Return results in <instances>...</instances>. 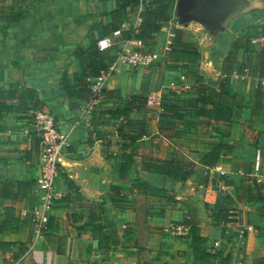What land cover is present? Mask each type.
I'll return each mask as SVG.
<instances>
[{
    "label": "crops",
    "instance_id": "0c3cea01",
    "mask_svg": "<svg viewBox=\"0 0 264 264\" xmlns=\"http://www.w3.org/2000/svg\"><path fill=\"white\" fill-rule=\"evenodd\" d=\"M150 1L0 0V105L11 107L0 110V192L7 194L0 193V264H220L226 256V264H264L263 207L243 192L251 187L254 196L264 194V76L257 73L264 39L252 41L251 53L239 50L232 66L226 59L253 25L245 20L261 8L250 7V0H186L178 13L179 0H170V18L151 44L160 54L157 70L117 64L104 87L108 94L81 117L89 99L75 77L88 80L114 61L118 44ZM174 19L178 25L168 33ZM239 21L238 34H230ZM193 23L228 27L223 55L218 50L213 61L203 55L204 39L190 32ZM117 30L115 44L99 49L98 41ZM175 41L194 44L199 53L170 50ZM179 66L214 86L229 75L240 97L222 102L231 109L230 124L197 114L194 90L180 97L167 90L165 80L178 78L171 69ZM64 74L74 85L72 97L62 87ZM259 82L262 107L252 115ZM135 95L144 96L141 110L125 118L105 114L125 108ZM29 100L37 101L35 111L54 117L69 141L53 185L57 199L46 210L37 189L39 142ZM162 102L177 104L178 116L163 120ZM126 120L143 123L145 134L133 141L118 136ZM218 143L226 148L217 162L201 164ZM226 195L232 204L222 202ZM217 204L226 207L225 215ZM193 213L207 241L204 256L193 252L187 227L177 233L168 228ZM38 219L43 228L36 236ZM95 225L101 226L98 234Z\"/></svg>",
    "mask_w": 264,
    "mask_h": 264
},
{
    "label": "trees",
    "instance_id": "16d2710c",
    "mask_svg": "<svg viewBox=\"0 0 264 264\" xmlns=\"http://www.w3.org/2000/svg\"><path fill=\"white\" fill-rule=\"evenodd\" d=\"M122 4H139V0H122ZM171 12V4L170 0H151L147 6L138 14L139 17V25L137 28V33L132 34L131 30L127 35H124V39H129L130 37H136L142 39L149 49L153 47L151 44L154 42L155 35L160 31L162 24L167 22L170 18ZM253 32L254 35L252 34ZM264 39V26L261 27L259 25H252L243 31L240 36L233 42L230 46L228 54H227V63L233 64L235 57L239 50H244L246 52L253 51V45L255 39ZM150 43V44H149ZM170 50L179 51L189 54L197 55L198 49L196 45L191 43H181L179 41H175V43L171 44ZM113 62V60H112ZM109 63L105 68L100 71L106 70L111 64ZM227 64V67H229ZM171 70L179 72L186 79L193 78L194 83L190 87V91L194 90L196 92V97L193 99V106L197 108V114L210 118L214 123L220 124H230L231 123V109L222 104H234L237 101H240V97L233 92L230 88L229 84V75H226L224 78L219 80L217 85H210L206 83L203 78L193 69L188 68L186 66H179L172 68ZM243 69H241L242 72ZM99 71V72H100ZM99 72L93 77L97 76ZM257 73L260 78L264 76V45L258 51V60H257ZM76 79L79 80L78 85L80 86L79 92L86 97V99H90L91 92L87 90L86 87H89V81L87 78L83 79L81 76H76ZM62 87L64 91L67 93L68 97H72L75 94V88L70 79H68L67 74H64L62 77ZM103 96L105 97L108 94L105 89L102 91ZM262 99L263 93L260 86V82L257 84V87L254 91V106L252 110V115L257 114V112L262 107ZM30 101V107L34 109V112L38 108V103ZM144 105V96L143 95H135L131 97L127 103L125 108L117 109L113 112L105 113L108 114L111 118L123 117L125 118L127 113L131 110H141ZM11 107L0 105V110L6 111ZM160 115L163 120H171L178 116L179 106L172 102H162L159 105ZM136 128V129H135ZM135 129V133L128 135V132H132L131 130ZM116 133L121 138H127L131 141L137 140L141 138L142 135L145 134V125L141 122L132 123L131 121L126 120L125 123L120 125ZM226 148L225 145L218 143L214 148L204 153L201 157V164L207 167L213 166L217 160L219 159L220 151ZM12 185H17V183H10ZM238 191V189H237ZM245 199L249 202H260L263 207V215H264V194L258 193L257 196H254L251 187H246L244 189ZM1 196H7L1 190ZM227 204H232V199L228 195H226L222 201ZM216 208L219 209L222 215L226 214V207L220 206V204L216 205ZM182 225L188 228L190 241L192 250L195 254L199 256H204L206 253V239L201 237L198 234L197 221L195 218V214H191L189 217H185ZM101 226L95 225L93 228V233H100ZM228 256L221 259L220 264L227 263Z\"/></svg>",
    "mask_w": 264,
    "mask_h": 264
},
{
    "label": "built area",
    "instance_id": "2783aa9c",
    "mask_svg": "<svg viewBox=\"0 0 264 264\" xmlns=\"http://www.w3.org/2000/svg\"><path fill=\"white\" fill-rule=\"evenodd\" d=\"M139 1L142 3L143 0ZM138 25L139 18L136 19L135 25L131 29L132 34L137 33ZM120 36V30L114 31L110 37L98 41L97 45L99 49L104 50L114 45V40L120 38ZM159 58V52L155 49H149L142 39L136 37L121 39L114 54L112 64L106 70L101 71L99 75L88 79L91 96L81 109V117L89 114L95 105L104 99L102 91L109 78L115 72L117 64L123 63L132 69L154 68L159 62ZM191 85L181 74H179L178 78L167 80V90L177 97L189 92ZM31 125L32 132L39 142L38 160L40 178L37 181V189L41 191L40 198L43 208L46 210L52 208L54 201L57 199L53 191V185L58 176L60 158L69 146V141L65 135L59 132L54 117L48 113H32ZM218 169L221 170L220 167ZM35 222L37 225L35 234L38 236L43 228L42 222L39 219L35 220ZM170 228L176 233L185 230V227L182 225H173ZM244 235L245 233L241 231L239 233L240 239ZM214 246L217 247V243Z\"/></svg>",
    "mask_w": 264,
    "mask_h": 264
},
{
    "label": "rangeland",
    "instance_id": "374dc122",
    "mask_svg": "<svg viewBox=\"0 0 264 264\" xmlns=\"http://www.w3.org/2000/svg\"><path fill=\"white\" fill-rule=\"evenodd\" d=\"M250 7H254L256 9L261 8V9L255 13L254 17L250 16L251 18H247L248 20L246 19L245 23H250V25L255 24V25H259V26L263 27L264 26V8H263L264 7V0H250ZM175 25H178V21L174 19V21L172 22V25L167 28V32L169 33V32H171V30L176 29ZM242 25H243V22H240V21L238 24L231 25L229 27L230 34H234V35L238 34V32H239L238 30H240ZM179 26H181V25L179 24ZM191 28L193 30H190V32L195 31L196 38L204 39L203 40V42H204L203 43L204 44L203 55H205V57H208V58L211 57L212 61L216 60V52H218V50H219L218 53L222 54V53H224L225 50L228 49V47H229L228 44L225 45V42H227V39H228V38H226V37H228V34H226V33L223 34L224 29L226 30L228 27H225V28L212 27V28L206 29V27H204L203 25L193 23L191 25ZM213 29H215V31L217 30L218 32L217 33L208 32V31H213ZM254 33L255 32H253L252 34L254 35ZM187 35H189V37H192L190 33H188ZM164 59H165V55H163V58H162L160 63H162L164 61ZM156 66H158V65H156ZM156 66H155V68H156ZM156 70H157V68H156ZM165 81H166L165 85H167V80H165ZM171 226H173V225H170L168 228H170Z\"/></svg>",
    "mask_w": 264,
    "mask_h": 264
},
{
    "label": "water",
    "instance_id": "95a60500",
    "mask_svg": "<svg viewBox=\"0 0 264 264\" xmlns=\"http://www.w3.org/2000/svg\"><path fill=\"white\" fill-rule=\"evenodd\" d=\"M186 0H179V5H178V13H180L181 5L185 2Z\"/></svg>",
    "mask_w": 264,
    "mask_h": 264
}]
</instances>
